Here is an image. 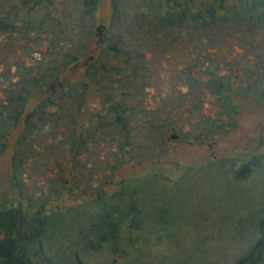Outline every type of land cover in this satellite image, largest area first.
Listing matches in <instances>:
<instances>
[{
    "label": "trees",
    "instance_id": "16d2710c",
    "mask_svg": "<svg viewBox=\"0 0 264 264\" xmlns=\"http://www.w3.org/2000/svg\"><path fill=\"white\" fill-rule=\"evenodd\" d=\"M262 102L264 0H0V264H264V152L162 165Z\"/></svg>",
    "mask_w": 264,
    "mask_h": 264
},
{
    "label": "rangeland",
    "instance_id": "374dc122",
    "mask_svg": "<svg viewBox=\"0 0 264 264\" xmlns=\"http://www.w3.org/2000/svg\"><path fill=\"white\" fill-rule=\"evenodd\" d=\"M103 12H106V10L102 9V13ZM157 68H160L159 74L161 76L158 80L156 79L154 85L150 86L149 89L153 91V95H149L150 98L155 97L156 95L159 98L162 97L163 99L167 100V102H169L168 106H177V97L171 95V89L169 88V82L172 80V78H170L172 74L170 72L173 71L172 65L168 63L165 64L164 58L160 60V65ZM177 85L179 86V88L184 87L183 84H181L180 82ZM151 102L152 104H160L162 100L156 102V100L152 99ZM97 105L98 95L94 88L91 86L87 94L86 107L89 110H94ZM178 115H181L183 119L186 118V109L183 107V110L181 112H178ZM237 123V127L233 132H231L227 136L216 138V143L213 145H208L207 143L201 145H189L174 142V147L171 149V152L169 154L170 156L165 158L162 165H165L168 168H172L170 166V163L167 162V160L170 158H172L173 160L171 161H173L176 166H180V168L205 165V163L209 162V160L211 159H234L236 158V156H241V154L247 153L246 151L247 149H249V146H251L250 148H252L254 151L264 152V146H257L258 137L260 136V134L262 133V135L264 136V102L254 107H247L242 109V112L238 117ZM233 163H235V160L233 161ZM171 164L173 166L175 165L173 163ZM236 164L239 165L238 162H236ZM146 166H148V164ZM140 168H142V165L126 169L123 174L118 176V179L122 176L127 177L134 175V173H136ZM28 184L31 185L32 182L29 181ZM208 184H210L211 188L205 193V200L207 202L205 204L209 205L211 203L218 205V203H220L223 199V191L218 188L219 184L217 183L216 178L214 176L208 178ZM256 189L263 193L264 183L261 182L259 187L256 186ZM262 198L264 200V194L262 197L256 195V198H250V202H252L253 205H259L260 201H262ZM80 202H82L81 198L73 199L72 196L70 197L69 195H62L59 200H55V202L51 203V205H59L63 207L69 205H76ZM183 212L184 215H186L187 211L183 210ZM237 246L238 247H236L235 249L239 248V245Z\"/></svg>",
    "mask_w": 264,
    "mask_h": 264
},
{
    "label": "flooded vegetation",
    "instance_id": "af4514ba",
    "mask_svg": "<svg viewBox=\"0 0 264 264\" xmlns=\"http://www.w3.org/2000/svg\"><path fill=\"white\" fill-rule=\"evenodd\" d=\"M216 143V141H213V142H207V144L208 145H213V144H215ZM205 144V143H204Z\"/></svg>",
    "mask_w": 264,
    "mask_h": 264
},
{
    "label": "water",
    "instance_id": "95a60500",
    "mask_svg": "<svg viewBox=\"0 0 264 264\" xmlns=\"http://www.w3.org/2000/svg\"><path fill=\"white\" fill-rule=\"evenodd\" d=\"M99 28V27H98Z\"/></svg>",
    "mask_w": 264,
    "mask_h": 264
}]
</instances>
